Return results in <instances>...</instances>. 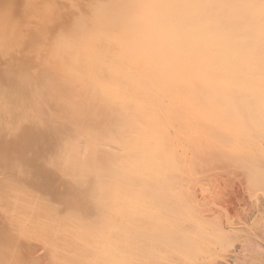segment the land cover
<instances>
[{"label": "bare ground", "instance_id": "bare-ground-1", "mask_svg": "<svg viewBox=\"0 0 264 264\" xmlns=\"http://www.w3.org/2000/svg\"><path fill=\"white\" fill-rule=\"evenodd\" d=\"M262 42L264 0H0V264H128L134 218L189 244L170 129L238 156Z\"/></svg>", "mask_w": 264, "mask_h": 264}, {"label": "rangeland", "instance_id": "rangeland-1", "mask_svg": "<svg viewBox=\"0 0 264 264\" xmlns=\"http://www.w3.org/2000/svg\"><path fill=\"white\" fill-rule=\"evenodd\" d=\"M259 44L264 49V42ZM249 62V68H239L238 73V156L229 158L217 149L219 143L205 140L193 153V142L170 129L176 196L165 203L177 201L184 210L172 221L175 232L180 230L173 238L187 237L188 242L191 237L189 244L178 246V240H172L169 250L162 249L163 222L169 217L134 218L146 232L138 244L129 246L128 264H264V54ZM130 222L128 236L136 232ZM27 251L46 263L42 245ZM166 254L173 262L161 260Z\"/></svg>", "mask_w": 264, "mask_h": 264}]
</instances>
